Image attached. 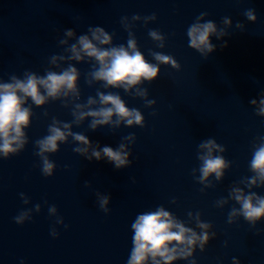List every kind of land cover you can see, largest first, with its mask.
<instances>
[{"label": "water", "instance_id": "water-1", "mask_svg": "<svg viewBox=\"0 0 264 264\" xmlns=\"http://www.w3.org/2000/svg\"><path fill=\"white\" fill-rule=\"evenodd\" d=\"M249 8L256 10V22L243 15ZM201 12H208L205 19L221 27L223 17L233 19L230 35L211 38L217 48L207 58L188 46L186 35ZM153 13L155 21L147 26L137 21L133 29L141 50L150 61L149 49L173 55L181 68L161 65L160 76L145 82L149 99L157 101L152 107L122 89H101L120 92L130 107L144 113L145 126L95 131L88 129V121L74 126L94 143L113 148L134 132L132 164L117 169L107 159L90 161L72 151L70 138L51 154L55 174L43 175L34 141L47 134L52 117L71 121L72 116L61 101L34 106L36 115L26 129L29 144L18 155L0 159V264H126L131 223L138 213L160 205L183 220L189 211H199L213 224L217 235L205 250H196L197 264H233L232 257L240 258L241 264H264V231L257 233L264 229V220L255 228L242 217L229 224L227 213L235 202L224 208L215 203L228 195L234 182L253 175L249 170L253 142L264 135V116L249 103L264 92V0H0V77L8 80L10 74L22 76L25 70L43 74L48 57L62 51L58 39L67 28L82 34L89 26H103L115 34L114 43L121 44L128 38L121 17ZM237 21L245 30L235 27ZM149 29L167 36L165 48L156 47ZM76 66L84 74L91 67L88 62ZM100 87L89 86L82 75V100ZM209 137L226 147L223 155L233 165L215 187L201 191L204 185L192 170L200 165L197 145ZM252 190L264 195V187ZM97 192L111 196L110 211L101 209ZM21 193L31 203L24 204ZM37 203L41 211H34L31 220L23 224L14 220L22 209ZM51 205L58 208L63 224L50 215ZM53 227L58 236L51 235Z\"/></svg>", "mask_w": 264, "mask_h": 264}, {"label": "clouds", "instance_id": "clouds-1", "mask_svg": "<svg viewBox=\"0 0 264 264\" xmlns=\"http://www.w3.org/2000/svg\"><path fill=\"white\" fill-rule=\"evenodd\" d=\"M208 15V12H201L186 30L188 46L206 58L217 48L211 38L223 39L230 35L228 29L233 27L231 17H223L221 27L214 20H206ZM243 15L252 22L258 19L254 8L246 9ZM156 19L155 13L121 17L120 23L128 33L126 43L121 44H115V34L103 26H89L87 32L82 34H78L74 28H67L58 39L62 51L48 57V66L43 74L25 70L22 76L10 74L8 80L0 77V159L18 155L29 144L26 129L31 127L36 115L34 106L43 107L52 101H61L65 108L70 109L71 121L52 117L47 134L34 141L35 155L40 158L43 175L50 177L55 174L57 164L51 154L59 152L61 144L69 143L70 138L75 145L72 151L90 161L107 159L117 169L130 166V144L137 139L134 132L123 136L118 146L113 148L94 143L88 135L74 131V126L80 127L85 121H88L87 127L92 131L101 127L115 130L121 126H145L144 113L139 108L130 107L120 92L101 89H122L133 97L143 99L146 107L157 103L155 99H149V89L143 85L160 76L161 65H170L179 70L181 64L173 55L154 49H149L150 61L141 50L133 30L136 22L143 21L147 26ZM235 27L245 30V24L240 21L235 23ZM148 36L156 42L157 48L166 47L167 36L160 30L149 29ZM223 46H227V41ZM83 62L91 65L86 74L76 66ZM82 75L86 76L89 86H101L96 89L95 95H89L86 100H82L80 88ZM249 103L256 106L257 115L264 116V92L259 99L253 98ZM44 115H48L47 111ZM197 149L200 165L192 171L196 181L204 185L201 189L204 191L215 187L216 181H222L233 162L223 155L227 149L215 138L202 140ZM249 170L253 175L234 182L228 195L215 203L217 207L224 208L234 201L227 213V223L235 224L242 217L255 228L258 222L264 220V195L252 190L264 187V135L257 136L253 142ZM197 172L199 175H196ZM20 195L24 204L31 203L25 193ZM96 195L101 209L110 211L111 196L101 192ZM171 202L177 201L173 198ZM41 207L37 203L34 208L22 209L14 220L23 224L32 219L34 211H41ZM48 211L57 217L56 223H64L55 205H51ZM187 216L188 219L183 220L163 205L138 213L131 223L132 247L126 264H175L178 260L197 264L194 258L196 250H205L217 233L212 231L213 224L202 218L201 212L189 211ZM262 231L264 229H257L258 234ZM51 235H59L55 227ZM232 261L233 264H241L238 257H232Z\"/></svg>", "mask_w": 264, "mask_h": 264}]
</instances>
